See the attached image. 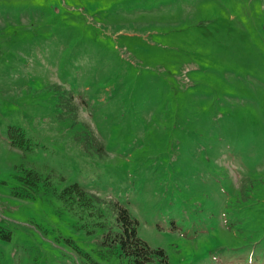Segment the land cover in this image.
I'll list each match as a JSON object with an SVG mask.
<instances>
[{
    "label": "rangeland",
    "instance_id": "obj_1",
    "mask_svg": "<svg viewBox=\"0 0 264 264\" xmlns=\"http://www.w3.org/2000/svg\"><path fill=\"white\" fill-rule=\"evenodd\" d=\"M114 203L264 264V0H0V264H129Z\"/></svg>",
    "mask_w": 264,
    "mask_h": 264
},
{
    "label": "trees",
    "instance_id": "obj_2",
    "mask_svg": "<svg viewBox=\"0 0 264 264\" xmlns=\"http://www.w3.org/2000/svg\"><path fill=\"white\" fill-rule=\"evenodd\" d=\"M9 136L12 144L24 142L22 130L11 127ZM72 189L78 191L80 195H84L78 186H72ZM119 213L118 226L119 230L115 234V241L120 244L121 254L127 259L129 264H169L168 257L161 248H152L137 235V220L131 216L126 208L121 207L117 203L113 204ZM1 233H3L1 231ZM4 237L9 238V234L3 233Z\"/></svg>",
    "mask_w": 264,
    "mask_h": 264
}]
</instances>
